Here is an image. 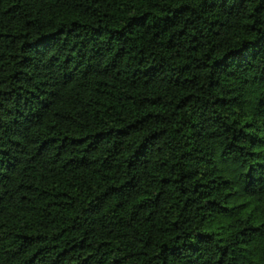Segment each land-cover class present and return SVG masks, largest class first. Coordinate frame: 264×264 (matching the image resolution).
Listing matches in <instances>:
<instances>
[{
    "label": "trees",
    "instance_id": "obj_1",
    "mask_svg": "<svg viewBox=\"0 0 264 264\" xmlns=\"http://www.w3.org/2000/svg\"><path fill=\"white\" fill-rule=\"evenodd\" d=\"M0 264H264V0H0Z\"/></svg>",
    "mask_w": 264,
    "mask_h": 264
}]
</instances>
